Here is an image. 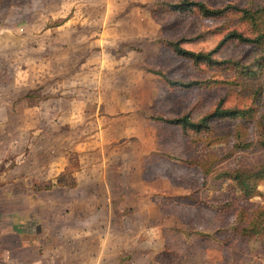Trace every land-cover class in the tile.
Returning a JSON list of instances; mask_svg holds the SVG:
<instances>
[{"label": "rangeland", "instance_id": "1", "mask_svg": "<svg viewBox=\"0 0 264 264\" xmlns=\"http://www.w3.org/2000/svg\"><path fill=\"white\" fill-rule=\"evenodd\" d=\"M180 1L0 0V264H264V0Z\"/></svg>", "mask_w": 264, "mask_h": 264}, {"label": "trees", "instance_id": "2", "mask_svg": "<svg viewBox=\"0 0 264 264\" xmlns=\"http://www.w3.org/2000/svg\"><path fill=\"white\" fill-rule=\"evenodd\" d=\"M192 6L197 8L202 13V15L204 17L219 16V15L223 14L229 8V7H227L224 9H209V8H206L205 5L202 3H196V2L192 3V2H188L186 0H182L177 4H173V5L169 4L168 5L169 8L176 10V11H180V12L187 11L190 8H192ZM243 12L245 13L246 11H243ZM227 38H233V39H236L240 42L257 44L264 39V34L256 37V39H247L240 34L232 33V34L228 35ZM168 44H169V46L172 47V49L177 54L189 58L194 63H199V62L212 63L211 53L204 54V53H194L191 51H186V50L181 49L177 42L176 43L169 42ZM170 84L171 85L175 84L176 86L189 87L191 85H196L198 83H190V84H185V85L180 84V83H170ZM239 114H241L242 116L246 115L245 112L242 113L239 111H235L233 109L231 110V109L217 108L212 114L203 117L197 123L191 122L189 120L188 116H183L181 118H177L174 120H166L163 118H158V120L163 121V122L168 123V124L178 125L183 129H191L195 132H200L201 130H205L208 128V124H209L210 120L222 119V118H234V117L238 116ZM262 145L264 146V143H262Z\"/></svg>", "mask_w": 264, "mask_h": 264}]
</instances>
